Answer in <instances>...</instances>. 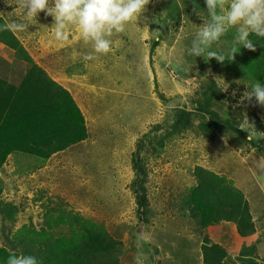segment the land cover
<instances>
[{
    "label": "rangeland",
    "instance_id": "1",
    "mask_svg": "<svg viewBox=\"0 0 264 264\" xmlns=\"http://www.w3.org/2000/svg\"><path fill=\"white\" fill-rule=\"evenodd\" d=\"M196 6L206 16L205 0L195 5L150 0L138 21L111 37V51L104 55L94 53L75 27L58 41L53 17L41 12L26 21L22 9L0 0V17L26 24L15 35L34 61L70 90L88 131L86 139L43 163L20 152L8 156L0 168L1 244L35 256L31 243L13 242L14 234L24 225L45 228L49 211L58 216L64 210L105 226L121 241L102 264H203L205 235L228 250L230 264H242L244 256L264 264V253L252 250L263 236L239 237L226 222L201 227L188 210L190 190L198 184L194 168L200 165L241 190L254 225L264 228V107L255 99L239 103L247 85L264 83L245 70L259 45L254 43L256 51L241 47L234 60L223 63L189 55L203 23ZM233 34L234 29L211 50L226 52ZM28 67L0 41V76L19 84ZM52 231L70 235L67 224ZM243 239L248 247L242 245L241 257L237 248Z\"/></svg>",
    "mask_w": 264,
    "mask_h": 264
},
{
    "label": "trees",
    "instance_id": "2",
    "mask_svg": "<svg viewBox=\"0 0 264 264\" xmlns=\"http://www.w3.org/2000/svg\"><path fill=\"white\" fill-rule=\"evenodd\" d=\"M5 22L0 17V26ZM250 38L259 45V51L246 61L245 70L254 81H262L264 39ZM0 41L29 64L19 84L0 76V168L15 152L34 156L43 163L52 154L86 139L85 116L70 90L52 79L34 61L15 33L0 31ZM214 114L218 118L217 113ZM230 126L243 136L247 135L239 128ZM194 175L198 184L190 190L188 210L201 227L221 226L222 221H232L237 224L239 237L245 238L255 233L250 206L241 190L224 175L200 165L195 166ZM2 192L3 179L0 177V195ZM143 199V196L139 199L141 206L145 205ZM3 209L5 204L0 202V213ZM60 211L58 216L50 211L45 215V228L37 230L24 225L14 234L13 242L17 245L31 243L39 264H102L101 258L118 250L121 241L114 238L105 226L82 214ZM63 224L69 225L70 235L55 236L52 230ZM250 239L255 240L254 237ZM243 244L244 248L248 247L244 239ZM14 248L0 243V264H6L11 252L20 254ZM201 249L203 264H230L228 250L219 241L213 242L208 235L204 236ZM245 259H248L247 256L241 258L242 264H259Z\"/></svg>",
    "mask_w": 264,
    "mask_h": 264
},
{
    "label": "clouds",
    "instance_id": "3",
    "mask_svg": "<svg viewBox=\"0 0 264 264\" xmlns=\"http://www.w3.org/2000/svg\"><path fill=\"white\" fill-rule=\"evenodd\" d=\"M7 5L23 10L26 21H32L44 12L53 17L50 25L56 40L68 38L67 29L75 27L85 44H90L94 53L108 54L113 41L111 37L125 31L126 25L138 21L146 11L150 0H5ZM196 0H193L195 5ZM206 16L198 6L193 11L202 19L188 48V54L203 57L205 61L215 58L223 63L234 60L241 47L256 51L250 37L264 39V0H205ZM145 19H148L145 17ZM25 23L5 22L0 31L16 33L23 31ZM234 29L233 39L226 52L213 51L222 36ZM219 84V81H218ZM225 91L227 89H224ZM235 96V91L233 92ZM255 103L264 107V83L256 82L240 96V104ZM264 167V157L261 158ZM6 264H39L38 258L30 254L9 253Z\"/></svg>",
    "mask_w": 264,
    "mask_h": 264
},
{
    "label": "crops",
    "instance_id": "4",
    "mask_svg": "<svg viewBox=\"0 0 264 264\" xmlns=\"http://www.w3.org/2000/svg\"><path fill=\"white\" fill-rule=\"evenodd\" d=\"M222 222H226V223H228V225L226 226V227H230V228H234L235 229V232H237V228H236V226L234 225V224H232L230 221H222ZM255 228H256V231H255V233L253 234V235H251L252 237H257V235H259V236H263L264 237V228L263 229H261L260 230V228H259V226H255ZM263 237H261L260 238V240L263 238ZM250 240H252V239H250ZM258 241V239H256V242ZM228 244L229 243H227L226 242V245H227V247H228ZM262 245H264V240L263 241H261V242H258L257 244H254V248H253V251L254 250H258V252L260 251L261 253H264V248L262 247ZM241 246L242 245H240L238 248H237V252L239 253L240 251V249H241ZM256 248V249H255ZM260 249V250H259ZM230 251H231V253H234L235 254V257L237 256V252H236V248L235 247H230ZM228 254H229V252H228ZM240 254V253H239ZM229 256H231L230 254H229ZM237 258V257H236Z\"/></svg>",
    "mask_w": 264,
    "mask_h": 264
}]
</instances>
